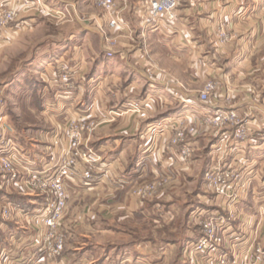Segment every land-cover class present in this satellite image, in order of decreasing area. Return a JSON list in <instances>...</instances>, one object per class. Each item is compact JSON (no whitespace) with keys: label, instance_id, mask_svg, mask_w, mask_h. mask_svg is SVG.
<instances>
[{"label":"crops","instance_id":"0c3cea01","mask_svg":"<svg viewBox=\"0 0 264 264\" xmlns=\"http://www.w3.org/2000/svg\"><path fill=\"white\" fill-rule=\"evenodd\" d=\"M88 4L94 5V0L83 6ZM116 7L125 27L111 32L115 57L112 71L124 74L129 83L124 91L115 83L111 97L129 95L135 83L133 74L141 72L139 79L147 81L142 76L146 69L156 74L158 82L151 95L168 104L173 100L193 102L199 84L217 79L222 89L212 102L213 109L225 104L229 96L227 107L236 109L253 132L244 141L230 143L228 149L212 151L216 154L207 160L208 165H202V173L205 176L216 165L229 166L239 172L240 181L227 199L213 191L209 194L204 184L205 189L195 192L194 205L182 214L177 205L180 194L169 189L182 184L181 170L191 174L199 165L196 158L192 161V153L187 162L183 161L181 144L170 143L174 131L185 121L143 124L139 138L135 130L141 123L136 119L108 118L103 109L94 111L101 123L108 122L94 136L99 140L94 142L98 147L93 151L101 159L95 163L94 178L89 183L82 177L67 180L62 228L65 250L42 264H212L204 253L185 251L188 243L201 236L200 217L204 216L226 222L224 251L234 264H264V258L255 252L257 245L264 249V0H180L175 20L152 18L145 0H117ZM86 15L94 25H101L95 11ZM118 58H125L124 64H119ZM119 65L125 69L119 71ZM54 66L41 70L47 75L43 78L48 81L49 92H53L49 115L54 125L45 137L49 148L36 149L38 137L27 135L30 142L21 140L15 127V142L29 163L39 168L69 147L67 125L81 113L74 106L90 84L80 77V66V70L73 68L75 87H68L71 85L58 81L61 70L55 71ZM95 86L98 90L99 84ZM93 93L99 95L100 91L94 89ZM149 98L143 99L145 103ZM128 99L133 98L121 101ZM143 138L147 140L144 144ZM19 169L28 179L24 166ZM3 182L0 174V185ZM149 183L155 186L154 191L140 195L139 190ZM1 187L6 192L0 191V264H31L39 256L36 246L43 227L34 212L43 207L45 196L33 191L24 179ZM5 206L11 208L7 219L2 215Z\"/></svg>","mask_w":264,"mask_h":264},{"label":"rangeland","instance_id":"374dc122","mask_svg":"<svg viewBox=\"0 0 264 264\" xmlns=\"http://www.w3.org/2000/svg\"><path fill=\"white\" fill-rule=\"evenodd\" d=\"M69 1L74 2L73 6L67 3ZM87 1L92 2V0H21L20 3L19 1L17 3L15 0H0V4L5 9L15 12L14 20L0 28V117L5 116L4 119L14 128L15 132L12 138H16L17 128L21 140L30 142L31 139L26 138L27 135L31 138L34 136L36 139L38 137L40 139L38 140L39 143L34 147L36 149H48L49 143L45 137H49V127L54 125L49 115V99H52L53 92H49L48 81L43 78L47 75L41 74V70L46 69V66L55 65L54 70L59 72L60 69L56 68V64L60 65L61 63L74 69L79 68V70L83 67L80 70V77H83L86 80L85 82L89 80L90 84L85 87V91L79 97V103L74 106V109L79 110L81 116L86 119L82 145L89 146L91 149L98 147L94 142L99 139H94V136L100 126L108 123L103 120L101 123V120L94 116V111L97 112L100 109L110 115L108 118L130 117L136 119V123H141L139 125L140 129L135 130L139 138L141 137L140 130L143 124L146 126V124H150L149 122L159 123L162 120L165 123L175 120L185 121L180 125L186 135L185 140L180 142L181 148L183 144L188 143L193 149L192 161L196 158L199 165L197 170L191 174L189 170H181L182 184L180 187H171L169 192L180 194V202L177 205L181 207L182 214L186 213L191 205H194L195 192L197 189H205L204 184L208 186L209 194L213 191L218 196L219 194L215 190L209 188L208 181L202 173L203 166L208 165L207 160L216 154L212 155V151L217 152L220 149H228L230 143L244 141L236 136L238 124L218 128L204 123L205 112L210 109L214 110L211 105L212 102H215L214 98L221 93V83L217 79H211L217 82V91L208 102L201 101L199 96L205 82L199 84V88L193 96V102L173 100L168 104L162 99L155 100L151 95L158 88V82L154 79L156 74L146 69L145 73L147 74H142V76L146 77L147 81L139 79L141 72L139 75L133 74L132 77H135V83L129 95H124L122 98H120L121 96L118 98L111 97V95H114L112 86L115 83H118L123 91L129 83L126 81L127 77L124 74H115L112 71L115 66V57L113 56L111 32L122 29L109 27L105 12L95 2L94 5L88 4V7L85 8L83 4ZM22 4L27 6L25 7ZM93 11L96 12L101 25H94L90 17L86 15ZM21 13H23V16L20 18ZM142 36L145 37L143 33ZM59 58L64 60L57 61ZM118 60L119 64H124L125 58H118ZM124 66L119 65L121 69L119 71H123ZM96 76L98 78L94 79ZM71 82H74V79ZM66 84L71 85L68 87L75 85L72 83ZM95 84H99L98 90H96ZM94 89L100 91L99 95L93 93ZM69 90H73V88ZM148 90H150V93ZM148 97H150L149 101L145 103L144 100ZM123 98L133 99L121 101ZM134 99L143 103L144 106L141 112L118 114L120 113L118 111L127 101ZM222 106H227V104H222ZM222 106H217V108ZM239 116L240 122H245L242 116ZM184 117L188 119L183 120ZM68 127L69 122L67 129ZM251 132H253L252 129ZM227 133L228 136L226 137ZM107 134H109V131ZM173 134L175 135V133ZM98 135L100 134L98 133ZM174 135L171 136L170 143H172ZM158 139L160 140V138ZM106 140L101 139V141ZM140 140L143 144L147 141L144 138ZM196 145H198V148ZM214 168L229 170L238 176V179L231 181L230 192L232 194L233 187L237 181H240L239 172L224 165H216ZM27 184H29L28 180ZM149 184L152 185L153 183ZM1 186L3 185H0V191L4 194L6 190L2 189ZM262 215L264 216V210H262ZM223 223L226 225V222Z\"/></svg>","mask_w":264,"mask_h":264},{"label":"built area","instance_id":"2783aa9c","mask_svg":"<svg viewBox=\"0 0 264 264\" xmlns=\"http://www.w3.org/2000/svg\"><path fill=\"white\" fill-rule=\"evenodd\" d=\"M145 1L152 18L161 17L175 20L180 0ZM94 2L105 12L109 27L113 29H123L125 27V21L116 7L117 0H94ZM14 18L15 12L5 9L0 4V28L6 26ZM58 67L61 70L58 81L73 84L74 82L71 81L74 79L75 70L64 63H61ZM216 91L217 82L213 80L206 82L200 92V100L208 102ZM230 100V97L227 96L224 103H229ZM143 106V103L137 99L129 100L118 111L120 112L118 114L141 112ZM213 111L210 109L205 112L204 123L218 128L238 124L236 136L243 140L248 137L251 126L247 122H240V116L236 110L222 106L221 108H215ZM85 121L84 116L79 113L75 118L69 120V127L66 132L69 147L52 162L49 163L48 161L39 168L29 163L30 161L24 157L22 149L19 148L14 138H12L15 132L12 125L4 118L0 119V174L4 177L3 186H11L17 180L24 179L28 180L29 186L33 191H38L40 195L45 196L43 207L34 212V216L41 221L43 227L41 239L36 246L39 256L31 264H42L45 260H55L65 250L66 233L62 228L68 201L67 180L82 177L86 181L85 183H89L94 178V165L101 158L94 153L91 147L82 145ZM185 138L186 135L183 129L178 128L172 138V144L180 145V142L184 141ZM191 153V146L188 143L183 144L181 148L183 161L187 162ZM21 165L27 170L28 179L23 178L21 175L19 169ZM205 178L211 189L215 190L220 196L228 198L231 197V181L238 179V176L229 170L212 168L205 173ZM154 189V185H149L147 188L139 190V194L145 195V191L149 194ZM25 213L29 214V212ZM2 215L3 217H9L11 208L5 206L2 209ZM200 215L202 216V214ZM222 222L225 221L215 216L200 217L202 234L197 240L188 243L185 251L189 254L204 253L211 258L212 264H234V261H231L224 251L225 247H227V239L226 228ZM255 252L261 258H264V249L261 245L255 247Z\"/></svg>","mask_w":264,"mask_h":264},{"label":"bare ground","instance_id":"6f19581e","mask_svg":"<svg viewBox=\"0 0 264 264\" xmlns=\"http://www.w3.org/2000/svg\"><path fill=\"white\" fill-rule=\"evenodd\" d=\"M183 120L188 119L187 117L182 118Z\"/></svg>","mask_w":264,"mask_h":264}]
</instances>
